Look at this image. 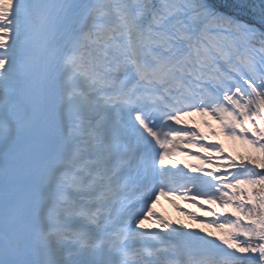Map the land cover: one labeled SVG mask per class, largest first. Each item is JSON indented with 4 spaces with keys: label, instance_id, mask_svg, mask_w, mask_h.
<instances>
[{
    "label": "snow or ice",
    "instance_id": "6c2138e0",
    "mask_svg": "<svg viewBox=\"0 0 264 264\" xmlns=\"http://www.w3.org/2000/svg\"><path fill=\"white\" fill-rule=\"evenodd\" d=\"M0 264H264V0H0Z\"/></svg>",
    "mask_w": 264,
    "mask_h": 264
},
{
    "label": "rangeland",
    "instance_id": "374dc122",
    "mask_svg": "<svg viewBox=\"0 0 264 264\" xmlns=\"http://www.w3.org/2000/svg\"><path fill=\"white\" fill-rule=\"evenodd\" d=\"M169 209H171V210H169V211L166 212L165 214H168V217H169L170 219H172V220H178V221H180V222L185 223L186 220H184V215L182 216L181 213L177 212V211L175 210V208H174L173 205H171ZM195 226H197V225H195ZM209 231H212V232H214V233L217 234V235L220 234L219 231H218L217 229H214V228H213V229H210Z\"/></svg>",
    "mask_w": 264,
    "mask_h": 264
},
{
    "label": "trees",
    "instance_id": "16d2710c",
    "mask_svg": "<svg viewBox=\"0 0 264 264\" xmlns=\"http://www.w3.org/2000/svg\"><path fill=\"white\" fill-rule=\"evenodd\" d=\"M230 146H231L230 149H232L234 153L235 151H245L246 150L243 145L235 144L233 142L230 143Z\"/></svg>",
    "mask_w": 264,
    "mask_h": 264
},
{
    "label": "bare ground",
    "instance_id": "6f19581e",
    "mask_svg": "<svg viewBox=\"0 0 264 264\" xmlns=\"http://www.w3.org/2000/svg\"><path fill=\"white\" fill-rule=\"evenodd\" d=\"M167 204H168V203H167ZM167 204H166V202H162V201L160 200V201L158 202L156 208L162 210V209H164V208L167 207Z\"/></svg>",
    "mask_w": 264,
    "mask_h": 264
}]
</instances>
